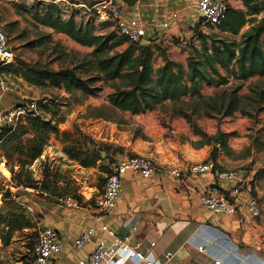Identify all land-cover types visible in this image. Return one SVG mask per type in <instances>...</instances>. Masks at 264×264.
<instances>
[{
  "label": "crops",
  "instance_id": "0c3cea01",
  "mask_svg": "<svg viewBox=\"0 0 264 264\" xmlns=\"http://www.w3.org/2000/svg\"><path fill=\"white\" fill-rule=\"evenodd\" d=\"M101 1L73 0L74 3H71V0H0V25L3 28L11 26L12 31L20 34L19 38L22 39L36 40L43 35L56 37L62 33L37 22L35 18L37 11H42L44 6L51 2L63 6L71 3L94 9ZM227 1L233 8L246 9L244 0ZM118 3L127 16L134 14L140 16L147 25L151 37H156L157 44L164 41L163 44L168 47L170 44L163 40L159 33L164 23L169 24L168 31L177 37L185 30L197 27L201 18L194 0H118ZM80 46L87 48L88 52L93 50L92 47ZM170 46L171 50H181L174 44ZM38 60L39 57L36 55L31 63ZM4 77L8 78L0 69V111L22 102L30 94L39 95L41 92L35 90L34 85L20 76L14 74L16 80L11 82L5 81ZM5 83L19 84L13 88L14 93L6 95ZM47 87L48 91L42 96L47 97V100L57 98L55 101L61 102L62 107H70L71 112L66 122L85 121L84 126L80 125L81 123L78 126L96 141L120 145L124 153L150 155L162 166L179 167L210 158V146L199 142L202 137L200 139L191 137L187 140L173 138L183 129L180 127H183L185 118L181 116L180 111L177 115L174 113L175 103L171 100L158 105L153 111L141 114L117 110L133 117L132 122L124 124L110 119L105 113V108L110 107L108 101L110 92L102 95L103 87L97 95L86 94L84 97L80 90L72 92L65 87L50 85ZM167 106L171 109L164 111ZM94 108L98 109L95 113ZM98 112L103 114L99 115ZM132 126H137L140 133H133ZM64 156L69 163L75 162L73 166L82 168L78 171L76 179L79 181L78 184L82 185L79 191L87 196L84 197L80 209L67 208L48 193L55 202L46 198L34 201V215L37 216H33L39 226H53L61 233L62 250L54 256L50 264H79L82 258L91 253L99 238L108 236L99 230L102 224L114 229L116 235L121 238L129 234L133 227H137L134 237L141 241L142 250L156 262L168 261L167 253L171 252L170 264H264V250L261 245L264 237V213L249 222V214L243 204L238 213L229 215L212 212L200 201V195L214 182L225 188L231 186L230 182L219 177L218 169L214 173L187 176L182 183L176 182L172 176L162 172L146 178L130 171L123 178L116 208L109 213H103L96 208L94 201L89 199L90 195L85 191L86 187L90 188V192L102 189L88 185L90 178L79 175L91 167H83L67 155ZM260 182L259 178H256L255 186L251 187L257 196L264 194V187ZM87 227L97 229L93 240L83 248H77L75 240ZM151 242H156L153 248L149 246ZM106 264L116 263L109 260Z\"/></svg>",
  "mask_w": 264,
  "mask_h": 264
},
{
  "label": "trees",
  "instance_id": "16d2710c",
  "mask_svg": "<svg viewBox=\"0 0 264 264\" xmlns=\"http://www.w3.org/2000/svg\"><path fill=\"white\" fill-rule=\"evenodd\" d=\"M244 4L246 9L229 6L226 17L220 23L209 25L212 30L217 26L220 33L195 31L188 42L190 49L186 67L182 62L170 58L162 44H157L154 39H151L150 45H141L140 42H130L115 30L99 33L93 18L77 20L75 17L77 11L65 18L60 4L51 2L46 4L42 11L35 13L36 21L53 28L56 32L66 34L82 46L92 47L88 59L74 68L58 70L22 60L15 65H0V69L20 76L33 85L65 87L68 91L80 90L89 95H97L102 90L98 83L113 82L114 90L108 94L110 102L108 108L115 112L121 110L132 114L153 111L167 100L177 103L185 97L202 99L205 98L203 94L205 86L219 88L235 81L236 84L228 93L227 100L225 101L224 95L220 107H217V103L212 105L223 116H233L241 106L242 96L239 91L243 82L255 76L264 77V16L259 18L264 12V0H244ZM201 22L202 18L198 25L202 26ZM109 24L111 25L109 20L101 22L103 27ZM246 25L248 28L244 29ZM49 36L51 35L44 37ZM237 36L240 38L237 39ZM156 50L161 51L162 63L159 65L155 64ZM83 73L87 76H83ZM256 100L257 112L264 110V89L259 92ZM37 103L38 109L44 113L32 111L25 121V124L28 122L29 129L25 132L33 134L27 147L30 162H34L42 155L51 134L60 133L59 122L54 121V116L51 115L52 118L47 119L44 115L49 111L53 112L55 100L45 98L38 100ZM97 110L94 108L93 112ZM181 114L189 116L185 112ZM109 118L114 120L112 117ZM21 127H24L23 123L15 129L5 127L0 134V143L16 139ZM194 129L202 137L200 144L211 145L216 141L225 146V134L222 131L217 135H209L195 124ZM66 134L64 132L63 135ZM63 150L70 159L83 167H94L101 159L98 153H91L72 143L64 145ZM218 150L219 147L214 144L210 156V159L216 162V170L221 169L217 159ZM46 172L40 189L41 192L47 193L57 179L51 181L49 179L51 175ZM104 172L108 173L109 168ZM28 179L33 181L31 173L28 174ZM17 186L33 188L27 181H22ZM253 192L252 189V194ZM27 212L13 211L0 214V238L4 245L10 244L16 231L36 228L37 221H34L32 213ZM35 241L31 243L33 246Z\"/></svg>",
  "mask_w": 264,
  "mask_h": 264
},
{
  "label": "rangeland",
  "instance_id": "374dc122",
  "mask_svg": "<svg viewBox=\"0 0 264 264\" xmlns=\"http://www.w3.org/2000/svg\"><path fill=\"white\" fill-rule=\"evenodd\" d=\"M73 0H71V3ZM66 3L65 6L60 4L63 17H68L74 11H77L75 17L77 20L93 18L97 32H105L107 30H115L114 24L111 22L107 27L101 25L102 21L97 18L96 8L79 7L74 4ZM96 10V11H94ZM264 16V12L259 16ZM212 30L210 26L203 27L200 24L196 29H187L184 33H181L182 39L186 41L185 47H179L181 38H174L171 40V44H174L181 50H171L170 45L168 47L161 42L165 48V53L172 59L182 62L187 67V57L189 55L190 44L192 35L195 31L201 30L205 33L218 32L217 26ZM248 28V25L244 29ZM7 32L10 42L14 47L16 58L14 65L19 61L32 62L34 56H38L39 60L36 63L44 65V63L51 69L61 68H74L76 65L88 59L89 54L86 49L80 46L79 43L62 33L56 37H44L40 39L27 40L19 38L20 34L16 31H12L11 26L4 27ZM238 39V36L236 37ZM164 40V39H163ZM155 64L162 63L161 51L156 50L154 56ZM31 59V61H28ZM8 78L4 77L5 81L11 82L16 80L14 74L8 71H4ZM225 72V71H224ZM83 76L87 74L83 73ZM19 83H5L7 86L6 95L14 93L15 88ZM22 84V83H21ZM236 84L232 81L229 85L224 87H209L203 88L205 98H190L185 97L183 100L175 103L173 107L174 113L177 115L178 111L185 112L189 116L185 117L183 128L177 132V136L173 138H180L181 140H187L191 137L200 139L201 135L197 134L194 129V124L209 135H217L219 132L225 134L226 140L225 146H222L220 142H212L208 144L210 146L209 155L212 156L213 146L216 144L219 147L217 152V159L220 160L219 165L221 168H235L245 167L248 171L249 184L254 185L256 178H259L260 185L264 187V110L257 112L256 99H258L259 92L264 89V77L255 76L246 82H243L239 94L242 96L240 109L235 112L233 116H223L217 108H213L212 105L217 103V107H220L223 102L222 96L227 100L228 93ZM33 85V84H32ZM98 85L103 87L102 95H107L108 92L114 90L113 82H100ZM4 86V87H5ZM23 88L28 89L26 86L21 85ZM35 90H40L39 95L30 94L28 98H25L20 103L31 102L45 99L42 95L46 93L47 85L37 86L34 85ZM206 88V89H205ZM39 98H33L37 97ZM86 94H82V97ZM57 100V98L55 99ZM62 100V99H61ZM60 100V101H61ZM59 101H55L53 106V112L45 113L47 119L54 116V121L59 122L60 133L58 135L51 134L48 144L44 147L42 155L34 162H30L27 154V147L32 139V132L26 133L28 129V122H24V127L19 129V134L13 141H7L0 143V214H8L13 211H23L28 213L27 209L23 205H32L34 201L40 198H46L49 201L55 202L52 196H77L78 191L82 187L79 185V181L75 175L78 174L81 167L73 166L74 163H69L65 159L64 145L72 143L78 147L101 156V159L97 161L96 166L91 167L87 172H81L80 176L89 177L87 184L102 189L106 180V175L109 173L104 172L107 168L110 171V159L108 154L117 156L124 153V149L115 143H109L105 141H96L90 134L80 129V125H85V121H68L66 119L71 112V108ZM170 106L164 108V111H169ZM40 111V110H39ZM88 111V110H87ZM106 114L112 117L114 120L129 124L132 122L133 117L126 116L124 113L115 112L110 108H105ZM248 112L247 114L245 113ZM44 113V111H40ZM89 112V111H88ZM175 115V116H176ZM172 122V121H171ZM132 129V132L139 134L137 126ZM172 128V127H171ZM187 128V129H185ZM29 130V129H28ZM208 131V132H207ZM66 132V135H63ZM169 133V132H168ZM53 146V147H51ZM109 152H107V150ZM105 152V154H103ZM51 175L49 179L54 181L51 189L47 192L50 195L43 194L40 189L41 182L45 177L44 173ZM31 173L33 179H28V174ZM22 181H27L33 188L19 189V185ZM50 185V186H51ZM85 191L90 192V188L86 187ZM253 191H255L253 189ZM264 207V194L257 196L256 192H253ZM256 194V195H255ZM35 214L34 212L32 213ZM37 216V215H34ZM36 221V220H34ZM35 229H24L22 231H16L9 245H4L0 238V264H35L33 261V245L31 244L38 236L39 226L36 222ZM28 236V237H27ZM32 245V246H31Z\"/></svg>",
  "mask_w": 264,
  "mask_h": 264
},
{
  "label": "built area",
  "instance_id": "2783aa9c",
  "mask_svg": "<svg viewBox=\"0 0 264 264\" xmlns=\"http://www.w3.org/2000/svg\"><path fill=\"white\" fill-rule=\"evenodd\" d=\"M194 4L199 13H203L202 26L216 25L220 23L227 15L229 3L227 0H194ZM97 18L100 20L110 19L114 24L115 31L130 42H141L144 39L151 40L150 31L144 21L138 14L127 16L118 0H102L96 7ZM169 24L164 23L160 29L161 38L168 44L174 38H181L179 47H185L186 41L182 36H175L168 31ZM16 53L10 42V38L4 28L0 25V65L7 66L15 63ZM39 112L36 100L27 103H18L12 107L0 111V134L5 127L15 129L19 124L26 121L27 116L32 112ZM134 172L142 177L150 178L162 172L172 176L176 182L182 183L187 176L214 173L216 171V162L213 159L191 162L183 166H162L154 157L139 153H122L114 158L110 163V171L106 175V180L102 190L88 192L89 199L94 201L98 210L103 213L113 211L122 191L123 178L128 172ZM219 177L231 183L228 188L223 187L217 182L210 184L200 195V201L210 211L215 213L234 215L238 213L240 207H245L249 214V222L261 217L264 213V207L260 200L252 194V189L248 180V171L245 167L221 168L218 169ZM76 177V175H75ZM30 187L20 186L19 189H28ZM47 194L46 192H42ZM87 195L78 191L77 196H56V200L63 206L70 209H80L84 197ZM30 212H34L32 205H24ZM106 233L107 237H101L96 241L91 253L82 258L79 264H106L109 260H114L116 264H170L172 253L168 252V261L156 262L149 258V254L142 250L141 241L136 240L134 234L137 227L125 237L116 235L114 229L106 224L99 228ZM97 229L87 227L75 240L77 248H83L91 243ZM156 242L149 244L153 248ZM264 250V237L261 243ZM63 247L62 237L59 230L53 226H41L38 236L33 246V255L35 264H50L56 254Z\"/></svg>",
  "mask_w": 264,
  "mask_h": 264
},
{
  "label": "water",
  "instance_id": "95a60500",
  "mask_svg": "<svg viewBox=\"0 0 264 264\" xmlns=\"http://www.w3.org/2000/svg\"><path fill=\"white\" fill-rule=\"evenodd\" d=\"M200 17H203V13H200ZM153 39L157 42L156 37L153 38ZM151 43H152V41L151 40H148V39H144V40H142L140 42L141 45H150ZM103 154H105V152H103ZM108 158L110 159L111 162L114 161V157L112 155L108 154Z\"/></svg>",
  "mask_w": 264,
  "mask_h": 264
}]
</instances>
